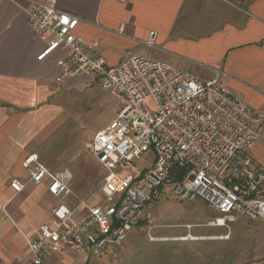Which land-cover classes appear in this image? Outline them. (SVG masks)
<instances>
[{"label": "built area", "instance_id": "1", "mask_svg": "<svg viewBox=\"0 0 264 264\" xmlns=\"http://www.w3.org/2000/svg\"><path fill=\"white\" fill-rule=\"evenodd\" d=\"M10 1H25L31 26L49 39L39 59L66 50L59 60L65 75H94L119 101L116 117L86 143L105 169L99 203L73 192L70 172L52 171L36 152L24 157L29 181L47 180L48 192L61 199L29 239L28 261L43 264L49 254H100L122 246L149 217L146 206L168 192L181 200L203 199L219 214L213 226H229L241 215L264 221V164L249 153L264 127V110L233 96L220 72L202 80L142 54L109 66L75 33L79 16L54 2ZM145 43L155 45L154 31ZM10 186L18 193L26 183L13 178ZM244 264H264V255Z\"/></svg>", "mask_w": 264, "mask_h": 264}, {"label": "crops", "instance_id": "2", "mask_svg": "<svg viewBox=\"0 0 264 264\" xmlns=\"http://www.w3.org/2000/svg\"><path fill=\"white\" fill-rule=\"evenodd\" d=\"M42 1L79 16L75 33L109 66L142 54L202 80L220 72L233 96L264 110V0ZM26 5L0 0V264H33L27 259L29 239L61 199L48 192L47 180L29 181L22 163L29 153L40 156L52 141L53 117L62 109L64 94L90 85L93 76L65 75L59 60L66 50L61 48L38 58L49 39L33 29ZM151 31L152 47L145 43ZM249 153L264 164V127ZM13 178L26 183L23 191L11 188ZM43 264L110 262L86 252L49 254Z\"/></svg>", "mask_w": 264, "mask_h": 264}, {"label": "rangeland", "instance_id": "3", "mask_svg": "<svg viewBox=\"0 0 264 264\" xmlns=\"http://www.w3.org/2000/svg\"><path fill=\"white\" fill-rule=\"evenodd\" d=\"M62 103L52 122L57 132L41 149V161L54 172H70L73 192L99 203L105 169L86 143L116 117L119 101L93 75L90 85L64 94ZM218 215L201 198L181 200L168 192L146 206L149 217L128 232L122 246L96 255L110 264H244L264 255L263 220L241 215L229 226L211 225Z\"/></svg>", "mask_w": 264, "mask_h": 264}, {"label": "bare ground", "instance_id": "4", "mask_svg": "<svg viewBox=\"0 0 264 264\" xmlns=\"http://www.w3.org/2000/svg\"><path fill=\"white\" fill-rule=\"evenodd\" d=\"M192 238H194V237H192ZM184 239H187V238H184Z\"/></svg>", "mask_w": 264, "mask_h": 264}]
</instances>
